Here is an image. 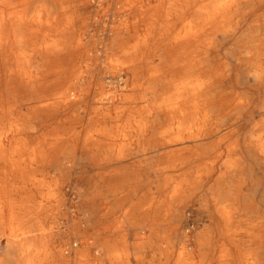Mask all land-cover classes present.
<instances>
[{
    "label": "bare ground",
    "instance_id": "obj_1",
    "mask_svg": "<svg viewBox=\"0 0 264 264\" xmlns=\"http://www.w3.org/2000/svg\"><path fill=\"white\" fill-rule=\"evenodd\" d=\"M103 1L0 0V264L13 245L17 264H264V0H173L168 10L123 2L130 6L120 7L112 44L124 58L110 77L136 86L145 58L147 104L134 95L121 110L127 119H110L122 126L98 130L137 140L133 153L124 143L115 152H100L109 145L99 138L95 151L87 143L92 28L107 10L94 20L80 12ZM172 11L175 21H190L186 55L149 45ZM158 146L167 151L163 167H154ZM78 155L98 181L77 205L66 195H77L68 184ZM153 182L160 191L170 184L176 202L139 214L134 195ZM78 210L88 226L75 222ZM91 234L93 251L80 253Z\"/></svg>",
    "mask_w": 264,
    "mask_h": 264
},
{
    "label": "rangeland",
    "instance_id": "obj_2",
    "mask_svg": "<svg viewBox=\"0 0 264 264\" xmlns=\"http://www.w3.org/2000/svg\"><path fill=\"white\" fill-rule=\"evenodd\" d=\"M96 1V0H95ZM126 0H105L103 1L104 3L102 5L97 4L96 2L94 3L93 6L91 5H85L84 8L81 10V14L85 16L88 19L94 20L96 19L95 17L98 15V9L103 8L106 9L105 15H103L100 19V21H97L95 23V26L92 28V32L94 33L93 37V43L95 48L97 49V57L95 59V75L89 78V81L87 85L90 87V95L93 98L94 103L92 104L91 110L89 111V115L87 116V119H89L90 122V136L88 138L87 143L91 147L93 151H95L94 144L96 140H101L100 142H107V145H109V148L107 146L105 148H101V151H107L106 149L110 150L111 152H115L119 150L120 148V143L125 144L123 151L124 153H133L136 150L140 149V144L137 143V140H132L131 137L129 138L128 136H117L115 135L116 133H111L109 135L106 134H101L99 132V128L101 127L100 125L102 123L107 124L108 130L110 128H113L119 124V126H122L120 122H114L110 121V119H127V114L121 113V110H124L126 108L131 107V101L133 100L134 95L139 97L137 99L139 106H144L147 104V99L146 96L144 97L145 90L148 85V79L146 77L147 73L150 72L151 68L146 66L145 63V58H143L141 66H142V78L140 79L139 84L136 86L131 85L130 81L131 79L128 76H125L123 79H120L115 75V77L111 78L110 75L111 73H114V71L120 70L122 68V60H123V55L122 53H119L116 51L115 46H113V40H114V34L112 33V29L121 26V22L123 20L124 12L118 13L120 10V7L125 5L126 7H129L130 5L124 4L123 2ZM149 6H154L156 8H162V9H170L173 5V0H149V3L143 2L142 3V8H146ZM87 8V9H86ZM92 11V12H91ZM167 12V11H166ZM103 19V20H102ZM120 22V23H119ZM190 24L189 18L184 17L180 21H175L174 18V12H169L167 15H165V27L162 28V34L159 35L160 30H159V21L158 23L155 24V35L152 39L149 40V45L150 47H155L157 44L160 46H170L172 49L168 54H177V53H183L185 54L186 50V41H187V28L186 24ZM190 34V33H189ZM158 36V38H157ZM190 36V35H188ZM126 41H131L126 39ZM105 43H109L110 48L106 49L105 51L103 50ZM183 45V46H182ZM182 46V47H180ZM160 52V49H159ZM156 53L157 55L159 54ZM155 54V61L156 63L159 61L157 58V55ZM186 55V54H185ZM197 55V53H194V57ZM178 70L182 68V64L178 65ZM181 67V68H180ZM150 68V69H149ZM118 95L121 97V99H118L115 102L111 103V98H114L115 95ZM127 96L124 98V96ZM103 96V97H102ZM110 100V101H109ZM134 105V104H133ZM132 105V107H133ZM170 123V122H169ZM53 125H50L46 128L45 132H48ZM114 129V128H113ZM115 131V130H114ZM42 136V135H41ZM86 137V132L82 131L81 134L78 136V139L81 141ZM107 137V138H105ZM149 135H144V140H148ZM119 138V139H118ZM103 139V140H102ZM105 139V140H104ZM116 142V143H115ZM132 142V144H130ZM112 144V145H111ZM226 143L221 148V154L222 156L220 157V164H222L223 160L226 158L225 153V147ZM118 145V146H117ZM97 150V149H96ZM153 150L152 154L154 155V167L160 166L163 167L165 166V162L163 161V157L165 155L166 149H162L160 153H158V150L152 148ZM161 155V157H159ZM88 163L82 161L81 157L78 155V160L76 163L75 168L71 172V180L68 186L70 188L73 187L74 191H76L77 195L74 197L75 194H72L69 192L66 197H67V202H75V204H80V200L86 197V194L89 191V187L95 182L98 181V177H95L93 174V171L89 170V166L87 165ZM219 164V165H220ZM153 166V164H151ZM52 177H55L54 175V170L50 174ZM92 175V176H90ZM145 176V175H144ZM31 178V179H30ZM33 178V173H30L29 175V181L32 182ZM30 182V191H33V185ZM263 187V186H262ZM261 187V188H262ZM138 193L134 195V200L139 201V199L144 196L145 193H143L142 189L138 188ZM146 197L151 198L153 205H145V211L150 212L151 209L152 211L157 212V205H161L162 203L165 202L166 198H170L171 200H175V195L172 190V186L167 185L164 189L161 190L160 193V198L158 195L153 194V190H150V193L145 194ZM204 198L206 200H209V204L211 203V193H205ZM157 199H160V202H154ZM35 201L34 197H29V204H33ZM207 204V203H206ZM217 206V205H214ZM151 211V212H152ZM158 214H161V212H157ZM81 211H77V218H75V222H78L81 227L83 226H88L87 221H85V215L81 214ZM70 221V220H69ZM72 221V220H71ZM74 221V220H73ZM31 222V221H30ZM84 222V223H83ZM72 223L68 225V228L70 229L69 231L72 232ZM92 231H94L92 229ZM92 237V238H90ZM94 237V238H93ZM87 238V243H81L77 246L78 251L80 253L87 252V251H93L94 249V239L96 238V234H91L86 237ZM90 239V240H89ZM92 239V240H91ZM133 238H131L132 240ZM133 241V240H132ZM90 242V243H89ZM92 247V248H91ZM17 246L13 245L12 249L10 250V259L7 260V264H17V261L15 260V255L17 254ZM6 246L5 245H0V257H2L6 253ZM159 250H154V252H157ZM178 253V251H177ZM138 255V253H137ZM157 255L155 254L154 257ZM102 258H107L106 255L102 254ZM132 263L134 264H144L141 262V258H132ZM136 260V261H135ZM108 264H112L111 261L108 262Z\"/></svg>",
    "mask_w": 264,
    "mask_h": 264
},
{
    "label": "crops",
    "instance_id": "obj_3",
    "mask_svg": "<svg viewBox=\"0 0 264 264\" xmlns=\"http://www.w3.org/2000/svg\"><path fill=\"white\" fill-rule=\"evenodd\" d=\"M142 140H144V138H142ZM161 147L160 146H158L157 148H156V150H158V153H160V151H161ZM115 165V163L114 164H112V163H110L109 165H107V167H106V169H112L113 168V166ZM150 187H152V190H153V194L154 195H158V197L160 198V193H161V191L160 190H157L156 189V186H155V183L153 182L152 184H149L148 186H146V187H142V189L144 190V189H148V188H150ZM100 192H102V190H100ZM143 193H145L144 191H143ZM150 193V192H149ZM145 199H146V196H145V194H144V196H142L140 199H139V201L137 200V201H134V203H136V206H137V212L139 213V214H142V215H144L145 214V207L143 206V204H144V201H145ZM95 201H96V203H98V202H101L102 201V199L101 198H96L95 199ZM154 202H160V199H157L156 201H154ZM158 212V211H157Z\"/></svg>",
    "mask_w": 264,
    "mask_h": 264
}]
</instances>
